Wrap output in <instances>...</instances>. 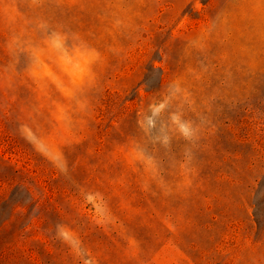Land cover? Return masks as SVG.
Returning a JSON list of instances; mask_svg holds the SVG:
<instances>
[{"label": "rangeland", "instance_id": "rangeland-1", "mask_svg": "<svg viewBox=\"0 0 264 264\" xmlns=\"http://www.w3.org/2000/svg\"><path fill=\"white\" fill-rule=\"evenodd\" d=\"M0 264H264V0H0Z\"/></svg>", "mask_w": 264, "mask_h": 264}]
</instances>
